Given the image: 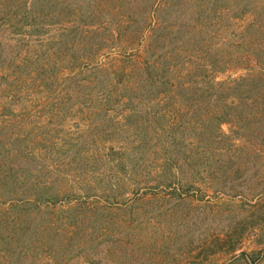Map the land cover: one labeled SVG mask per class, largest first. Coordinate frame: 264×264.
Wrapping results in <instances>:
<instances>
[{
  "label": "rangeland",
  "instance_id": "374dc122",
  "mask_svg": "<svg viewBox=\"0 0 264 264\" xmlns=\"http://www.w3.org/2000/svg\"><path fill=\"white\" fill-rule=\"evenodd\" d=\"M91 1L78 0L85 3L82 12L77 10V0H37L36 9L51 16L52 23L41 26L49 28L48 35L55 34L53 49L62 65L102 60L107 64L104 68L91 67L75 76L72 70L66 80L58 77L55 68L47 69L26 83L42 61L24 59L27 47L19 43L6 42L0 48V97L15 95L8 100L25 109L28 125L18 126L17 131L25 130L27 135L29 126H35L20 147L25 149L38 132L40 138L47 131L46 143L30 159L17 158L18 164L24 163L44 181L51 179L49 164L37 159L51 161L56 154L53 142L65 133L63 115L73 103L84 111L92 109L101 97L134 105L138 100L139 109L152 112L153 117L142 112L138 123L151 134L153 152L163 142V134H168L160 131L165 118L154 114L163 104L160 97L154 99L159 90L171 100V107L179 104L178 121L184 125L179 141L200 144L206 157L199 165L190 155L181 167L174 161L172 169L162 174L172 183L170 188L147 187L139 194L124 190L118 195L87 185V202H75V208L67 203L14 210L0 227V264H264V32L229 28L228 18L251 13L261 18L264 0H162V5L160 0H105L111 3L107 8L114 9L89 24ZM59 2L64 4L57 7ZM222 5L226 12L220 15ZM18 10L21 14V7ZM71 10L73 15L67 17ZM152 12L161 23L157 32L150 29L159 24ZM232 30L237 34L234 40L229 39ZM7 31L0 26V36ZM145 34H151L150 43L143 40ZM189 36L195 45L186 43ZM6 71L13 72L15 79L11 73L2 75ZM88 74L96 84L84 93L75 87V77ZM47 76L71 86V98L60 100L63 86L57 87V81L43 89L41 81ZM151 76L156 83L143 86ZM6 78L11 85H6ZM213 78L221 86L230 78L234 87L210 91ZM165 79L174 85L167 89L161 84ZM136 86L145 90L141 93ZM45 90H51L50 97H43ZM208 107L216 111L209 117ZM132 118L137 120L136 115ZM127 123L130 129L136 127ZM6 129L1 139L14 147L15 134ZM135 177L144 180L147 174ZM0 191L3 198L17 194L6 188ZM113 198L120 200L106 208L104 200ZM241 252L248 256L237 260Z\"/></svg>",
  "mask_w": 264,
  "mask_h": 264
},
{
  "label": "trees",
  "instance_id": "16d2710c",
  "mask_svg": "<svg viewBox=\"0 0 264 264\" xmlns=\"http://www.w3.org/2000/svg\"><path fill=\"white\" fill-rule=\"evenodd\" d=\"M36 1L37 0H0V26L7 27L8 29L4 36H0V48L5 46L6 44L4 43L6 42L19 43L27 47L24 59L28 56L32 62L38 63L42 61V66L28 74L30 78L24 80L26 83L31 82L35 76L38 77L41 72L47 69L53 70L55 68L58 77L60 76V78L66 80L72 75L70 74L72 70L75 76L84 69H89L91 67L94 69H101L107 65L102 60H98L95 63H74L68 68L62 65L61 60L57 57L58 55H56L57 50L53 49V45L56 44L53 42L55 34L48 35L49 28L45 26L47 29L44 30L41 26L42 22L45 24L52 23L51 16H49L50 14L46 16L38 12L36 9ZM161 1L162 0H160V4ZM91 2L93 3L88 7L89 11L87 16L89 24H94L98 15L111 13L114 9V6L111 9L107 8V5H111V3L105 0H94ZM63 4L64 2L56 3L57 7ZM84 4V2L75 4L77 5L78 12L80 10L81 12L83 11ZM100 4H102V8ZM20 7L22 10L21 14L20 10H18ZM157 7L158 3L154 11L157 10ZM221 7L219 11L220 15L222 12H226V6L224 7V5H222ZM72 11L73 10L67 13L66 16L71 17L73 15ZM242 16L243 15H229L228 18L231 20L229 28L236 25L241 28V32L246 33L250 32V30H254L258 33L264 32V16L259 18L257 13H251L250 17L248 14ZM153 17H155V13ZM158 18L159 17H155V20L160 25L158 24L157 26L156 22L153 23L154 27L150 25V29L153 28L155 32L161 27L160 21L157 20ZM196 33L198 34L199 32ZM151 34H145L143 40L145 41L146 38L150 43V39L153 40ZM236 35L235 30L229 31V39L234 40ZM157 36L158 33L156 37ZM186 41L188 45H195L196 43L191 36H189ZM201 42L203 44V40H201ZM197 45L198 44H196V46ZM67 49L68 48H66V50ZM62 51L63 49H61V52ZM2 52L3 50L0 49V57L2 56ZM147 67L149 69L151 64ZM2 69L5 68L2 67ZM129 70H131V68ZM138 71L141 73L140 70ZM10 73L12 79L14 76L13 72L6 71L2 75L7 76ZM91 75L92 74H88L86 77L79 79L75 77V87L79 90H84L85 93L92 85L96 84V79L95 81L89 80L88 77H91ZM53 77L50 78L47 76V78L41 81L43 89L47 83H54L57 81L53 80ZM72 78L74 79V77H70V79ZM10 80L6 78V85H11ZM99 80L105 82L106 79L102 80L99 76ZM231 82L232 80L230 81V78L226 80V83H223L224 87H228L229 89L233 88L234 86L232 87L233 83L230 84ZM155 83L156 80L151 76L143 86L150 87ZM56 84L57 87L63 86L60 100H69L72 93L70 90L72 89L71 86L66 85L62 81H57ZM161 84L166 86L167 89H169L171 85H174L173 81L169 79H165ZM210 86V91L223 89L221 84L218 85L215 78L210 82ZM3 89L7 88L4 87ZM136 90L142 93L145 88L136 86ZM14 93H17V90H15ZM44 93V98L50 97L52 94L51 90H45ZM157 93L154 99L160 97V101L163 104H161L160 108L155 111L154 114H156L159 119L165 118L167 122L161 127L160 131H167L169 135L163 134V142L160 146H157L153 152L150 151L151 146L149 145L151 134L145 131V127H141L138 123L140 118H143L142 112H147L148 109L143 111L139 109L138 100L137 104L134 105L120 98L111 99L112 102L110 101V103L108 99L104 100L105 98L101 97V103L98 105L96 104L92 109H87L86 111L76 106L75 103L69 106L68 111L63 115L65 118V120L62 121L63 126L60 124L65 133L62 137L56 138L55 142H53L54 145H57L56 154L51 161L44 160L40 155L41 159H37L42 162L46 161L49 164L47 167L51 168L54 173L51 179L45 181L42 179V176L33 172L28 166L23 167L25 166L24 163L18 164L16 159L20 157L30 159L36 151L35 149H38L40 144L45 142L47 134H43L47 131H44L40 138L38 136L39 132L35 135V138H31V142L33 143L27 145L25 147L26 150L21 148L20 143L22 144L23 141L27 140L29 135L33 133L35 126H29L30 129L27 135L25 130L17 131L18 126L28 125L26 111L25 109L18 108L17 104H14L12 100H8V98L12 99L15 95L0 97V189L6 188L9 193L17 192L15 196L9 198H3V195L0 193L3 200L2 201L0 198V227L3 228V225H5L4 222L9 216L15 214L14 210L19 211L25 209L24 211H27L30 206V208L33 209H40L50 204H54L53 207H57L67 203H86L88 197L85 199V196L88 194L87 191L89 189L97 190L98 192L105 188L111 194L116 192L115 194L120 195V193L122 194L125 192L124 190H131L134 194H139L140 191L147 187L157 190L170 188L172 187V183L166 182L162 174L165 169L168 171L172 169L174 161L181 167L187 162V158L190 155L194 165H199V161L206 157L204 147H201L200 144H196L195 142L193 146L183 144L184 142L181 143L178 138L179 131L184 126L178 121L177 112L179 111V104L171 107L172 102L163 94V91L159 90ZM142 100L143 103L151 102L145 99ZM158 104L159 102L156 104L159 107ZM167 104L168 106H166ZM210 112L216 113L213 108L209 109L208 107L205 114L209 117ZM55 113L58 115V112ZM147 113L149 116L152 115L150 110ZM135 115L137 116V120L132 118ZM127 122L136 123V127L132 126L130 129ZM128 127L129 131L127 129ZM6 128H8V132L15 134L13 141L14 147H8L1 139V137L5 136L1 133L7 130ZM20 135L22 137H20ZM197 142L199 141L197 140ZM192 162L189 161V163ZM136 169H138V171H136L138 174L135 175L142 176L146 173L147 177L144 180L136 178L132 173ZM85 177H88L90 180ZM154 178H157L156 180L159 181L154 183L149 182V179L153 181ZM83 183H85V185H83ZM87 185L90 187L88 190L86 189ZM62 189L65 192H63ZM18 193H22V196H18ZM113 200L120 199L113 198L112 200H104V206H106V208L109 207L110 205L108 206L107 204H112ZM71 206L75 208L74 204ZM59 208H61V206ZM247 256V252H241L236 256V259L240 260L242 257ZM236 259H234V261Z\"/></svg>",
  "mask_w": 264,
  "mask_h": 264
}]
</instances>
